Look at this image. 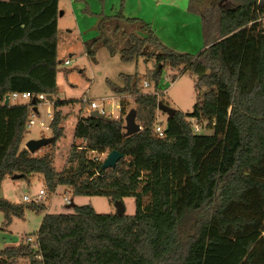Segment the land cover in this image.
Segmentation results:
<instances>
[{
    "label": "trees",
    "instance_id": "1",
    "mask_svg": "<svg viewBox=\"0 0 264 264\" xmlns=\"http://www.w3.org/2000/svg\"><path fill=\"white\" fill-rule=\"evenodd\" d=\"M125 1L116 18L139 24L148 36L130 35L121 60L154 56L155 69L109 86L122 116L125 97L133 98L141 131L125 137L121 118L82 117L74 130L82 142L58 171L52 151L30 154L23 145L29 106L2 100L15 92L56 97L59 0H0V187L14 175L39 176L48 196L63 187L72 197L103 196L113 204L133 197L137 206L122 216L91 205L46 213L35 243L0 250V264H264V0H227L221 7L219 0H190L204 40L195 56L168 50L148 25L126 18ZM148 43L157 54L145 52ZM159 66L189 70L196 92L193 111L168 118L161 138ZM144 82L154 93H143ZM72 103L53 102L50 146L65 136L68 115L61 108ZM205 126L212 135L195 131ZM111 151L124 157L103 169L96 155ZM26 210L43 213L45 206L0 197L3 227Z\"/></svg>",
    "mask_w": 264,
    "mask_h": 264
},
{
    "label": "rangeland",
    "instance_id": "2",
    "mask_svg": "<svg viewBox=\"0 0 264 264\" xmlns=\"http://www.w3.org/2000/svg\"><path fill=\"white\" fill-rule=\"evenodd\" d=\"M7 1V0H6ZM190 0H126L123 14L126 18L140 19L153 31L158 42L168 50L177 54L197 55L204 47L202 35V19L199 13L189 10ZM59 9L62 16L58 17V56L62 62L58 66L57 95L55 99L65 102L74 101L61 108L63 115L68 119L63 122L65 136L56 147L46 146L35 154L40 155L52 151L55 157V167L63 170L69 151L73 145H80L81 140L74 135L78 119L90 114V103L101 104L107 116L121 118L123 126L125 117L131 109H135L132 97H125L126 113H120L121 102L119 96L114 94L109 86L124 85L123 75L140 77L155 69V57L146 60L144 56L131 62L121 60V52L131 46L130 35L138 38L148 36L143 28L130 25L116 18L120 9V0H59ZM264 28V20H263ZM148 30V29H147ZM95 40V41H94ZM90 44V46H88ZM147 53L157 54L154 45L148 43ZM93 53L90 54V52ZM68 61V65L65 62ZM162 69V67H160ZM195 76L186 69L173 70L170 67L162 69L161 80L157 96L158 102L188 115L193 111L196 102L194 89ZM149 84V83H148ZM143 93H154V85L142 88ZM52 102V104H53ZM25 103V101H19ZM13 105V101L11 102ZM52 111V105L46 104L39 108L38 119H43L47 127L51 119L46 112ZM157 121L166 125L167 115L157 110ZM201 135H212L213 130L206 126L202 129L195 127ZM52 138L50 129L45 130L38 123L26 129L23 145L30 140ZM108 153L96 155L102 161ZM91 157L93 155H90ZM46 191L42 178L37 176L29 181L12 180L6 178L0 187V197L11 203L23 204V197L35 199L40 190ZM65 198L75 206L91 205L99 214H115L114 204L103 196L72 197L65 188L58 187L54 194L43 197L45 211L37 213L26 210L24 218H14L8 227H3L4 216L0 212V250L9 246H16L21 241L35 242L43 216L50 214L72 213L73 208L65 202ZM126 215H134L137 210L133 197L123 199ZM70 203V204H71Z\"/></svg>",
    "mask_w": 264,
    "mask_h": 264
},
{
    "label": "water",
    "instance_id": "3",
    "mask_svg": "<svg viewBox=\"0 0 264 264\" xmlns=\"http://www.w3.org/2000/svg\"><path fill=\"white\" fill-rule=\"evenodd\" d=\"M227 0H219L218 6L221 7L223 6L224 3H226ZM62 12H59V16H62ZM61 63V62H60ZM160 68V66H159ZM47 99L49 100L50 103L53 102V97L52 96H47ZM31 104L33 105V111L36 113L38 112V109L36 107V99H33L31 101ZM4 105H8V96L5 98ZM157 110L161 111L162 113L166 114L168 118H172L177 110L163 104L162 102H159L157 105ZM89 117H94V118H102V115L98 112H91ZM110 120V119H108ZM123 130L125 131L124 136L129 137L132 136L136 133H139L141 131L140 125L136 122V110L131 109L127 116L125 117V125L123 126ZM53 142V138H41L37 140H30L26 143L25 148L28 150L30 154H35L38 150L41 148H44L48 145H50ZM123 155L119 153L118 151H111L107 154L105 160L103 161L102 168L103 169H113L116 167L117 163L123 159ZM21 179V175H14L12 177V180H19ZM69 208L74 207V203L72 202L68 206ZM114 207L116 209V215L117 216H122L125 214V206L122 201H115L114 202Z\"/></svg>",
    "mask_w": 264,
    "mask_h": 264
},
{
    "label": "built area",
    "instance_id": "4",
    "mask_svg": "<svg viewBox=\"0 0 264 264\" xmlns=\"http://www.w3.org/2000/svg\"><path fill=\"white\" fill-rule=\"evenodd\" d=\"M68 61L65 62V65H68ZM143 87L144 88H149V84L148 82H144L143 83ZM8 96V104H11V102L13 101V104H25L29 106V110H30V115H29V120L27 122L26 125V129L31 128L32 126H34L35 124H39L41 127H43L45 130H48L49 127H47L45 125V122L43 119H38L37 116L39 115V112H34L33 111V105L31 104V101L33 99H36V107L39 110V108H42L43 106H45L46 104H50L52 105V103L49 102V100L47 99L46 95L40 94V95H32L29 92H23V93H19V92H15V93H11ZM5 98L6 96L3 98L2 103L4 104L5 102ZM19 101H25V103H19ZM91 112H98L100 113L102 116H107V112L106 110L101 106V104H97L95 102H91L90 103V113ZM47 117H50V119H52V111L48 110L46 112ZM90 115V114H89ZM165 125H163L161 122L156 120V124H155V133L158 135V137H163L164 136V130H165ZM46 195V192L44 191V189L40 190L38 192V195L35 199L31 200L28 196H24L23 202L24 203H35V204H40L42 202L43 197ZM65 202L67 204H70L71 201L68 200L67 198H65ZM27 242L30 243H35V242H31L30 239H27Z\"/></svg>",
    "mask_w": 264,
    "mask_h": 264
},
{
    "label": "crops",
    "instance_id": "5",
    "mask_svg": "<svg viewBox=\"0 0 264 264\" xmlns=\"http://www.w3.org/2000/svg\"><path fill=\"white\" fill-rule=\"evenodd\" d=\"M3 1H6V0H3Z\"/></svg>",
    "mask_w": 264,
    "mask_h": 264
}]
</instances>
